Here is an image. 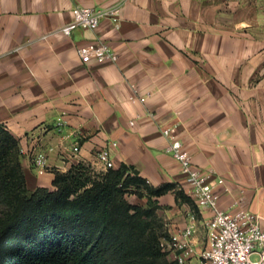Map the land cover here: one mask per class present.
<instances>
[{"label":"crops","instance_id":"1","mask_svg":"<svg viewBox=\"0 0 264 264\" xmlns=\"http://www.w3.org/2000/svg\"><path fill=\"white\" fill-rule=\"evenodd\" d=\"M77 6L115 9L118 23L103 16L66 34ZM100 41L117 61L83 62L78 48ZM0 123L19 140L31 189H53L56 170L80 163L104 171L108 146L115 167L179 189L163 133L177 124L194 165L224 179L220 207L264 213V0H0ZM140 191L127 198L146 206ZM156 200L169 231L188 225L194 210L175 191Z\"/></svg>","mask_w":264,"mask_h":264},{"label":"trees","instance_id":"2","mask_svg":"<svg viewBox=\"0 0 264 264\" xmlns=\"http://www.w3.org/2000/svg\"><path fill=\"white\" fill-rule=\"evenodd\" d=\"M21 156L19 140L0 123L1 190L14 199L0 224V264H178L165 260L155 218L157 197L184 193L175 184L154 187L124 164L97 172L80 163L56 170L53 189H31ZM140 189L146 206L127 198Z\"/></svg>","mask_w":264,"mask_h":264},{"label":"built area","instance_id":"3","mask_svg":"<svg viewBox=\"0 0 264 264\" xmlns=\"http://www.w3.org/2000/svg\"><path fill=\"white\" fill-rule=\"evenodd\" d=\"M73 20L63 27L66 34L80 26L97 29L103 16H109L118 23L117 10L101 11L93 7L77 6L73 10ZM83 62L117 61L118 56L107 42H91L78 48ZM177 124L165 127L163 133L169 138L166 151L180 163L185 174V185L180 187L197 207L190 215L188 225L177 231H170L167 240L169 257L178 264H264V213H255L245 208L227 211L220 207L217 187L224 183L222 177H215L211 169L195 166L184 143L176 135ZM118 143L113 142L112 146ZM79 151V146H74ZM98 160L104 170L115 167L110 146L100 150ZM34 166L39 174L49 170L47 156L40 153L34 158ZM210 213L203 219L204 237L197 238L198 221L201 215ZM202 244L200 245V243ZM259 253V260L252 255Z\"/></svg>","mask_w":264,"mask_h":264},{"label":"rangeland","instance_id":"4","mask_svg":"<svg viewBox=\"0 0 264 264\" xmlns=\"http://www.w3.org/2000/svg\"><path fill=\"white\" fill-rule=\"evenodd\" d=\"M15 157H16V155H15L14 149L13 150H10V154H9V160H10V162L11 161L13 162V160L15 159ZM179 189H181V188H179ZM179 196H180L181 201L183 203H186L193 210H196V209H194L195 208V205L193 204L192 201H190L188 199V197H186V194L182 193ZM13 203H14L13 196L11 194L8 195V193L5 192V191L2 193L1 183H0V224H1L2 220L12 210ZM155 218L158 221V223L160 224V230H161V233L163 235L161 237V245H162V251L165 253V260L168 263H172L174 261L169 257V254H168V251H167V240L169 239V236H170V231L168 229L167 220L164 218L163 214H160V213L157 212V209L155 211ZM204 236L205 235L203 234V237ZM259 258H260L259 253H254L252 255V259L253 260H259Z\"/></svg>","mask_w":264,"mask_h":264}]
</instances>
